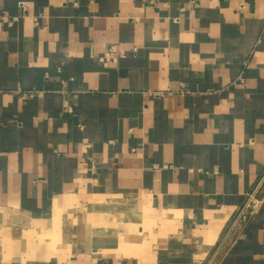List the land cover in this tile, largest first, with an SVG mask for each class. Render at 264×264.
I'll return each instance as SVG.
<instances>
[{"label":"crops","instance_id":"1","mask_svg":"<svg viewBox=\"0 0 264 264\" xmlns=\"http://www.w3.org/2000/svg\"><path fill=\"white\" fill-rule=\"evenodd\" d=\"M263 174L264 0H0V264H264Z\"/></svg>","mask_w":264,"mask_h":264},{"label":"built area","instance_id":"2","mask_svg":"<svg viewBox=\"0 0 264 264\" xmlns=\"http://www.w3.org/2000/svg\"><path fill=\"white\" fill-rule=\"evenodd\" d=\"M157 1L158 0H142V2L147 5H156ZM20 7L22 8L23 12L26 11L23 4H21ZM19 20L20 17H10L8 15H4L2 17V22L8 27L14 26L19 22ZM125 56V51L121 50L118 46H110L106 48L105 51L98 57L97 61L102 67L109 68L112 65H117L119 60L124 58ZM66 112L71 113L72 111L70 108H68ZM263 202L264 174L258 180L252 191L246 195L243 204L237 209L230 223V226L222 240L221 247H224L225 245L230 243V240H232V237L234 236L237 229H243L244 227H246L259 214ZM216 254L209 262V264L212 263V261L216 257Z\"/></svg>","mask_w":264,"mask_h":264}]
</instances>
